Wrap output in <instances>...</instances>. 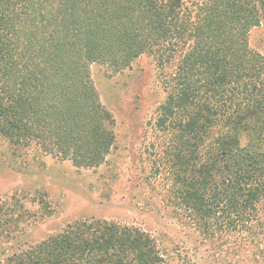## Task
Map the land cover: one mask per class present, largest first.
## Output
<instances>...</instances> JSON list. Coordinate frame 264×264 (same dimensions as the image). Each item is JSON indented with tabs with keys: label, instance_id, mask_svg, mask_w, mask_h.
<instances>
[{
	"label": "trees",
	"instance_id": "16d2710c",
	"mask_svg": "<svg viewBox=\"0 0 264 264\" xmlns=\"http://www.w3.org/2000/svg\"><path fill=\"white\" fill-rule=\"evenodd\" d=\"M0 0V134L100 166L113 117L90 66L153 55L164 100L153 158L167 199L203 234L249 231L264 202V55L248 43L264 0ZM4 264H164L133 225L68 223Z\"/></svg>",
	"mask_w": 264,
	"mask_h": 264
},
{
	"label": "rangeland",
	"instance_id": "374dc122",
	"mask_svg": "<svg viewBox=\"0 0 264 264\" xmlns=\"http://www.w3.org/2000/svg\"><path fill=\"white\" fill-rule=\"evenodd\" d=\"M248 43L264 55V23L251 29ZM90 73L115 134L100 166L76 167L0 134V264L90 218L145 230L164 264H264V202L249 231L209 235L169 204L164 176L152 165L163 140L152 125L164 100L155 57L140 55L121 71L93 63Z\"/></svg>",
	"mask_w": 264,
	"mask_h": 264
}]
</instances>
